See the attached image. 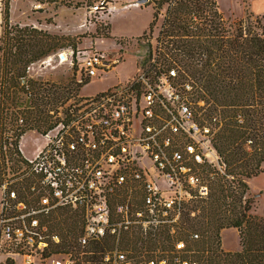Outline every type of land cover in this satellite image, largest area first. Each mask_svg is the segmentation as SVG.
I'll return each mask as SVG.
<instances>
[{
	"label": "built area",
	"instance_id": "1",
	"mask_svg": "<svg viewBox=\"0 0 264 264\" xmlns=\"http://www.w3.org/2000/svg\"><path fill=\"white\" fill-rule=\"evenodd\" d=\"M116 9L113 0H95L81 25L96 26ZM147 55L127 78L95 94L67 97L49 111L42 130L27 127L22 106L10 114L19 133V165L0 182L4 264H90L91 258L95 264H199L183 239H173L175 229L186 206L207 193L199 165L222 172L223 164L210 126L197 120L203 101L190 76L174 61L157 60L155 50ZM117 62L94 47L58 48L26 66L23 96L30 95L36 67L64 64L82 83ZM28 131L42 138L29 156L21 146ZM56 207L75 209L82 218L70 250L52 251L60 238L43 218Z\"/></svg>",
	"mask_w": 264,
	"mask_h": 264
},
{
	"label": "trees",
	"instance_id": "2",
	"mask_svg": "<svg viewBox=\"0 0 264 264\" xmlns=\"http://www.w3.org/2000/svg\"><path fill=\"white\" fill-rule=\"evenodd\" d=\"M1 2L0 157L4 159L3 153L14 154L19 134L12 126L10 135H5L2 113L6 102L13 107L22 104L27 127L42 130L50 124L49 111L67 98L63 99L65 93L79 90L88 81L60 88L28 79L31 92L24 97L20 78L26 66L54 51L58 37L37 28L11 25L10 0ZM163 5L153 45L150 34ZM152 7L151 22L137 40L147 38L146 59L155 50L157 60L174 61L190 76L198 91L196 99L203 101L197 106V120L210 126L213 146L223 164L222 172L206 163L199 165L207 193L186 206L175 234L186 242V229L197 233L194 244H186L199 264H264V215L252 214L246 197L247 180L264 168V21L261 16L252 20L250 15L226 19L218 0H153ZM103 34L109 37V32ZM16 112L10 110L12 116ZM43 221L60 238L52 251L76 246L82 224L78 211L56 207ZM228 227L237 231L238 250L220 247V230ZM93 246L103 249L97 243ZM90 264H95L92 258Z\"/></svg>",
	"mask_w": 264,
	"mask_h": 264
},
{
	"label": "rangeland",
	"instance_id": "3",
	"mask_svg": "<svg viewBox=\"0 0 264 264\" xmlns=\"http://www.w3.org/2000/svg\"><path fill=\"white\" fill-rule=\"evenodd\" d=\"M95 0H10L9 3V22L11 25L27 26L46 31L49 34L58 37L56 40L58 48H64L72 45L74 47H94V49L106 52V59L114 60L118 58L113 70L104 72L101 78L94 77L92 80L83 84L79 90L64 95L66 97L76 95H91L104 89L117 80H122L132 75L135 70V62L137 67L140 61V55L146 52V41L144 38L140 41L137 37L147 29L152 19L153 0L148 2H140V0H118L116 5L123 7V3L130 4L129 8H122L109 17L99 21L96 26H82L81 23L86 16L88 18V6ZM220 11L224 18L237 20L246 18L250 15L253 20L255 16H261L264 21V0H220ZM254 6V7H253ZM128 7V6H126ZM260 10H258V9ZM165 5L161 8L153 31L150 34L152 44H155V36L158 31ZM101 24V25H100ZM2 29V2L0 0V34ZM104 32H109V37L104 36ZM0 44H2L0 42ZM36 84H54L56 87H70L75 85L74 74L64 64L53 68H34L31 71V77ZM59 104V103H58ZM201 104V103H200ZM10 102H6L3 108L2 123L5 135L8 128L13 126V120L10 119V110L16 109ZM14 127V126H13ZM15 137H13L14 139ZM42 138L36 132L28 131L21 140V146L24 153L29 156L33 148V144L41 143ZM5 148V147H2ZM6 152V149H3ZM0 157V180L8 176V174H16L18 171V161L16 155L3 153ZM14 176V175H13ZM248 191L246 197L251 203L252 214L257 216L264 215V168L255 177L247 180ZM197 231V230H196ZM192 230L186 229L187 244H194L190 238ZM190 234V235H188ZM173 239H177L178 235H174ZM183 236V235H182ZM173 241V240H172ZM185 242V241H184ZM219 244L223 250H238V236L235 228L228 227L220 230ZM171 245V244H164ZM2 256H0V260ZM0 264H4L0 261ZM6 264H17V262L5 260Z\"/></svg>",
	"mask_w": 264,
	"mask_h": 264
},
{
	"label": "crops",
	"instance_id": "4",
	"mask_svg": "<svg viewBox=\"0 0 264 264\" xmlns=\"http://www.w3.org/2000/svg\"><path fill=\"white\" fill-rule=\"evenodd\" d=\"M113 1H114L115 3L118 2V0H113ZM147 1H148V0H147ZM123 4H124L123 7H121V6L118 7V9H116V10L113 11L112 13H115V12H117L118 10H120V9H122V8L133 7V6H130L131 3H128V4H127V3H123ZM220 4H221V1L218 0V8H220ZM126 6H128V7H126ZM253 7H254V6H253ZM256 9H258V8H256ZM219 10H220V9H219ZM258 10H260V9H258ZM112 13H111V14H112ZM111 14H110V15H111ZM110 15H109V16H110ZM104 88H105V87H104ZM222 230H223V229H222ZM231 251H233V250H231Z\"/></svg>",
	"mask_w": 264,
	"mask_h": 264
},
{
	"label": "water",
	"instance_id": "5",
	"mask_svg": "<svg viewBox=\"0 0 264 264\" xmlns=\"http://www.w3.org/2000/svg\"><path fill=\"white\" fill-rule=\"evenodd\" d=\"M142 1L145 2L146 0H140V2H142Z\"/></svg>",
	"mask_w": 264,
	"mask_h": 264
},
{
	"label": "bare ground",
	"instance_id": "6",
	"mask_svg": "<svg viewBox=\"0 0 264 264\" xmlns=\"http://www.w3.org/2000/svg\"><path fill=\"white\" fill-rule=\"evenodd\" d=\"M137 4V3H136ZM135 3L133 5H136Z\"/></svg>",
	"mask_w": 264,
	"mask_h": 264
}]
</instances>
